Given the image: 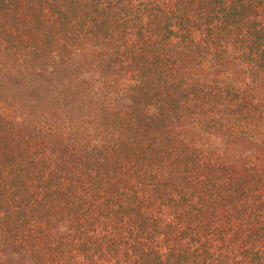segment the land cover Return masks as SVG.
Segmentation results:
<instances>
[{
  "label": "trees",
  "instance_id": "trees-1",
  "mask_svg": "<svg viewBox=\"0 0 264 264\" xmlns=\"http://www.w3.org/2000/svg\"><path fill=\"white\" fill-rule=\"evenodd\" d=\"M0 264H264V0H0Z\"/></svg>",
  "mask_w": 264,
  "mask_h": 264
},
{
  "label": "rangeland",
  "instance_id": "rangeland-1",
  "mask_svg": "<svg viewBox=\"0 0 264 264\" xmlns=\"http://www.w3.org/2000/svg\"><path fill=\"white\" fill-rule=\"evenodd\" d=\"M94 55H95V52H94ZM100 88H101V93H100V95L101 94H105V96H106V91L108 90V89H112L113 87L111 86V85H102L101 86V84H100ZM114 92V90H111L110 92H109V94H112ZM107 96H109L110 97V95H107ZM106 98V97H105ZM258 154H261L260 152L258 153Z\"/></svg>",
  "mask_w": 264,
  "mask_h": 264
}]
</instances>
